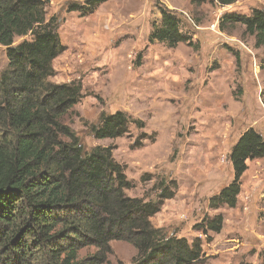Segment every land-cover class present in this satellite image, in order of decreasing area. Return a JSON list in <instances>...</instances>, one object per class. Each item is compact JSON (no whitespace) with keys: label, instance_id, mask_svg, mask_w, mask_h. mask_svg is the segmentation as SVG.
<instances>
[{"label":"rangeland","instance_id":"374dc122","mask_svg":"<svg viewBox=\"0 0 264 264\" xmlns=\"http://www.w3.org/2000/svg\"><path fill=\"white\" fill-rule=\"evenodd\" d=\"M69 2L85 0H50L48 7V18L61 21L59 35L67 47L54 62L52 82H81L85 91L65 123L88 148L114 149L134 186L129 197L143 198L160 178L177 182L175 199L152 219L156 228L188 241L205 240L194 226L205 215L225 216L223 231L204 244V264H264V196L256 189L264 187V159L249 164L237 208H208L234 180L229 156L242 133L252 128L264 136V49L255 47L242 25H225L224 32L220 25L228 14L264 10V0L226 7L216 0H110L89 17L68 13ZM164 8L178 16L192 45L171 49L149 42ZM8 64L0 47V72ZM118 111L142 121L145 129L132 127L116 140L90 135L88 126ZM136 142L141 147H133ZM111 246L110 264H132L137 254L132 245Z\"/></svg>","mask_w":264,"mask_h":264},{"label":"trees","instance_id":"16d2710c","mask_svg":"<svg viewBox=\"0 0 264 264\" xmlns=\"http://www.w3.org/2000/svg\"><path fill=\"white\" fill-rule=\"evenodd\" d=\"M108 1L69 2L66 9L89 17ZM216 1L226 7L237 0ZM49 5L50 0H0V47L9 61L0 72V264H110L113 242L135 248L132 264H204V244L223 231L225 216L205 215L194 226L205 240L156 228L152 219L175 199L177 182L160 178L143 198L129 197L134 186L114 149L88 148L65 123L85 91L81 82H52L54 62L67 47L60 19L48 18ZM161 15L149 42L171 49L192 45L174 12L164 8ZM228 24L242 25L255 47L264 49V10L224 16L222 32ZM132 127L143 130L145 124L118 111L102 114L88 130L96 140H116ZM229 159L234 180L209 200L211 211L237 208L249 164L264 159V136L246 130ZM87 249L95 252L81 257Z\"/></svg>","mask_w":264,"mask_h":264},{"label":"crops","instance_id":"0c3cea01","mask_svg":"<svg viewBox=\"0 0 264 264\" xmlns=\"http://www.w3.org/2000/svg\"><path fill=\"white\" fill-rule=\"evenodd\" d=\"M259 188H260V190H259V193H258V194H259L258 197L261 198L262 196H264L263 191H262V189H264V187L261 188V184H260L256 189H259ZM255 192H256V191H255Z\"/></svg>","mask_w":264,"mask_h":264}]
</instances>
